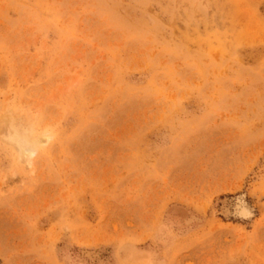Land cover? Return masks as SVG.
<instances>
[{"label":"rangeland","instance_id":"rangeland-1","mask_svg":"<svg viewBox=\"0 0 264 264\" xmlns=\"http://www.w3.org/2000/svg\"><path fill=\"white\" fill-rule=\"evenodd\" d=\"M0 264H264V0H0Z\"/></svg>","mask_w":264,"mask_h":264},{"label":"bare ground","instance_id":"bare-ground-1","mask_svg":"<svg viewBox=\"0 0 264 264\" xmlns=\"http://www.w3.org/2000/svg\"><path fill=\"white\" fill-rule=\"evenodd\" d=\"M20 121L22 120L20 119ZM20 121L11 114L7 115L1 120V128L4 130L3 133L7 143L16 149L18 163L30 166L32 157L51 139V137L46 133L41 135L36 134L31 125L23 124ZM246 204V202L245 204L242 202L236 209V216L238 218H245L251 215L250 210L252 209Z\"/></svg>","mask_w":264,"mask_h":264}]
</instances>
